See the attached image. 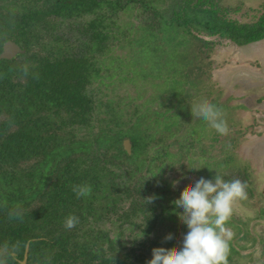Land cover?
Here are the masks:
<instances>
[{
  "label": "trees",
  "instance_id": "1",
  "mask_svg": "<svg viewBox=\"0 0 264 264\" xmlns=\"http://www.w3.org/2000/svg\"><path fill=\"white\" fill-rule=\"evenodd\" d=\"M18 1L22 5L16 7L20 14L0 8V36L9 33L16 37L23 31L22 39L28 45L22 56L24 65L18 67V59L0 61V71L9 73L17 68L25 73L23 68L27 64L33 65L36 60V65L27 67V88L7 79L6 87L12 86V91L9 94L6 90L5 97L0 98V244L7 243L10 251L17 253L16 258L8 257L9 264H21L19 260L23 259L28 241L31 243L26 264H147L135 252L134 245H145L160 221L177 217L173 197L166 206L159 204L161 212L157 211L158 193L153 192L157 183L155 170L161 167V161L174 155L187 157L192 166L193 161L205 159L211 165L208 160L213 146L202 142L208 138L215 140L219 135H209L205 127V132L196 129L197 120L191 113L194 105L203 102L213 103L223 111L221 92L211 95L208 78L201 71L204 63L200 49H195V42L205 46L211 42L199 38L194 31L246 46L264 39V11L254 20L240 21L229 16L238 7L225 6L223 0H171L164 11H160L159 5H166L167 0ZM137 2L151 14L152 20H160L159 24L142 26L144 34L137 42L157 53L152 66L158 70L155 78L162 76L164 82L151 99L159 107L136 104L123 126L116 127V134L101 135L93 143V138L82 135L84 129L95 128L102 134L106 121L121 120V116H101V108L104 112L111 109L112 114L122 110H118L121 105L113 99L102 103L93 94L92 80H103L102 67L94 56L105 53L110 40L119 39L116 34L122 31H113L119 25L118 12ZM96 8H100V13L87 20L85 15ZM52 14L56 19H50ZM61 17L73 21L64 24V19L57 20ZM60 26L75 28L83 39L69 44L62 39L63 32L49 38L47 28L56 33ZM42 29L45 33L40 32ZM157 29L164 31L162 40L170 46L166 54L161 50ZM6 38L0 37V49ZM34 41L43 48L39 56L36 52V59L30 52ZM172 60L174 64L169 67ZM109 65L105 67V87L113 88L116 80L133 83L148 75L141 60H120L112 69ZM167 74L173 81L178 76L181 84H185L186 78L194 93L179 84H170L164 77ZM136 92L144 98L143 92ZM183 92H188L189 97L181 95ZM223 119L228 127L231 120ZM123 134L131 139V154L122 147ZM179 138L183 141L179 142ZM111 142L114 152L107 146ZM237 145L231 140L225 156L217 157L213 162L217 170L235 164ZM94 146L96 149L91 148ZM116 166L124 168V173L117 174ZM132 178L134 183L129 184ZM77 184L90 185V194L78 198L72 191ZM126 200L130 202L129 209L119 214ZM16 208L21 210V218H10L9 212ZM70 214L77 216L79 222L66 229L63 222ZM108 215L130 224L126 230H140L146 240L140 242V234L136 233L127 243L121 236L124 230L112 236L101 228ZM168 236L174 238L171 243L165 241V249L171 251L175 231L168 229ZM161 244L158 238L146 246L151 249Z\"/></svg>",
  "mask_w": 264,
  "mask_h": 264
},
{
  "label": "rangeland",
  "instance_id": "2",
  "mask_svg": "<svg viewBox=\"0 0 264 264\" xmlns=\"http://www.w3.org/2000/svg\"><path fill=\"white\" fill-rule=\"evenodd\" d=\"M170 1L167 0L166 5L161 3L159 5L160 11H164ZM223 4L228 7L237 6L238 11L231 12L229 16L240 21L254 20L264 11V0H223ZM150 15L147 11H143L139 2L133 4L132 7L125 11H119L118 23L126 33L119 42L120 45H117L118 42L114 43L110 52L124 54L128 59H137L144 63L145 69L148 70V75L143 79H138L142 80L141 86L145 93L143 94L144 98L137 97L136 91H131L130 95L136 104L146 103L156 109L159 106L151 98L159 92V86L164 82L162 76L155 78L158 70L152 66L153 56L155 58L157 53L152 51L150 46L144 45L143 48L141 44L137 43L144 34L142 26L160 23V20H152L149 17ZM157 32L162 46L161 50H164V54H166V52H169L170 46L162 40L164 31L157 29ZM194 34L203 40L211 42L208 43V46L195 42V49L196 51L200 49L198 50L200 52L199 55L202 63H204L201 71L203 72L204 70V76L208 78V89L211 95L213 92L214 94L217 91L221 92L222 118L231 120V124H227L228 131L226 134H219L215 140H209L208 138L202 142L213 146L210 148L211 156L208 160V162L212 163L211 165L206 163V159L202 162L193 161L195 163L194 166L190 165L192 167L206 166L198 170H190L188 165L190 160L187 157L184 158L177 155L160 162L162 164L161 167L155 170V173L157 172L155 174L157 183L153 187V192L156 191L158 193V196H156L158 200L157 211L161 212L159 204L162 203L166 206L172 197L175 199L182 198L183 194L193 186L194 181L201 176L210 179L215 174H218L226 181L239 179L245 185L246 197L234 203L233 214L227 221L229 223L226 222L225 225L233 234L229 241L227 264H264V39L246 46H238L218 36H209L198 31H194ZM163 56L165 57V55ZM173 64L174 61L172 60L169 67ZM128 73L131 72L129 71ZM165 73L168 72L166 71ZM169 74L167 76L164 75V77H167L170 84H179L185 91L194 93L193 86L186 83V78L185 84H181L178 76V80L173 81V77ZM121 87L123 88L124 86L122 85ZM121 90L117 83L113 88L98 85L95 96L102 103L113 99L116 103L125 107L128 103L122 100L121 97L125 91ZM188 92H183L181 95L189 97ZM196 94L198 95L197 90ZM178 99L180 98L177 97ZM178 117H181L180 113H178ZM93 123H96L95 119H93ZM195 123L196 129L199 128L200 131H206L211 136L217 134L205 122L197 120ZM197 134L200 135L198 131ZM231 140L238 142L234 155L237 157L236 162L233 166L229 164L217 170L213 166V162L225 156V148L227 149ZM178 141L182 142L183 140L179 138ZM118 170L116 171L117 174L124 173V168H118ZM128 181L129 184L134 183L133 178ZM128 209L129 201H126L119 208V214L123 210ZM176 219L160 221L157 225V231L151 234L150 239H147V244H150L151 240L155 241L159 238L162 243L161 247L166 248L167 243L165 241L169 237V229L171 231L174 230L176 234L171 251L178 250L187 228L181 222L179 216ZM128 227L129 224H122L116 219V216L110 215L101 223V228L112 236L116 235V231L122 232L124 230V234L121 236L123 240L125 239L127 243H130V240H132L131 236L136 235V233L141 236V231L138 229L136 232L126 230ZM140 239L146 240V237L142 235ZM153 248L150 249L149 247L148 251L137 249V254H140L146 260H150Z\"/></svg>",
  "mask_w": 264,
  "mask_h": 264
},
{
  "label": "clouds",
  "instance_id": "3",
  "mask_svg": "<svg viewBox=\"0 0 264 264\" xmlns=\"http://www.w3.org/2000/svg\"><path fill=\"white\" fill-rule=\"evenodd\" d=\"M23 71L27 73V66ZM191 113L196 120L205 122L216 133H227L221 110L215 104L198 103L191 108ZM204 166L206 165L190 166V170H198ZM72 191L78 198L86 197L91 192V186L73 185ZM245 197V185L239 179L226 181L218 174L210 179L204 176L196 179L182 198L172 202L175 213L187 228L180 248L170 252L164 247H154L147 264H227L229 241L233 234L225 225L233 214L234 203ZM21 216L19 208L9 212L10 218L19 219ZM78 222V217L70 214L65 217L63 224L66 229H71ZM167 240L171 243L174 238L169 236ZM10 255L12 253L5 249L0 256V264H9Z\"/></svg>",
  "mask_w": 264,
  "mask_h": 264
},
{
  "label": "flooded vegetation",
  "instance_id": "4",
  "mask_svg": "<svg viewBox=\"0 0 264 264\" xmlns=\"http://www.w3.org/2000/svg\"><path fill=\"white\" fill-rule=\"evenodd\" d=\"M113 1H115V0H113ZM17 5L22 6L21 5V2H19L18 0H0V8H5L4 11H6V12L8 11V9H10V10H12V13L14 15L15 14H20V10L19 9H16ZM38 6L40 7V9L42 8V6H40V3H38ZM44 9L46 10L47 8L44 7ZM98 13H100V8H96L93 11L87 13L85 15V18L87 20L92 19ZM52 18L56 19V17H53V14L50 16V19H52ZM61 19H64V18L61 17V18H59L57 20H61ZM64 20H65L64 24L69 23L68 21H71V22L73 21L72 19H70V20L69 19H64ZM40 24L42 25V23L39 21V26H40ZM118 27L116 26L113 29V31L114 30H118V31L121 30L122 31V33H120V34L117 33L116 34V35L119 36V39H114V41H111L110 40L109 41V45H108L109 46V49L106 50L105 53H102L101 55H100V53H95V56L94 57L99 60L100 66L102 67L101 73L103 74V80L102 81H99V80L94 81V80H92V86L91 87L94 88L93 94H96V88L98 87V85L105 87L104 86V83H105V75H107L106 74L107 71H106L105 67L107 65H109L110 62L113 63V65H109V67L112 69L114 67V65H116L118 62H120V60H126V61L128 60V58L124 54H119V53L115 54L113 52H110L111 47L114 45V43H112V42H115V43L118 42L117 43V45H118L119 42L121 41L123 35H125V33H126L125 30L122 27H120L119 25H118ZM47 30L48 31L46 32V34H49V35L51 34L49 38H52L57 33H62L63 32L62 39L66 40L67 43H69V44L70 43H74V42H78L79 40H82L83 39L82 36L78 34V31L75 28H74V30H71L70 29V26L69 27L68 26H63V28H62V26H60L59 30L56 33L54 31L52 33L50 32L52 30L51 27L50 28H47ZM18 31H20V30H18ZM45 31H46L45 29H42L40 32L41 33H45ZM22 33H23V31H21V34L19 36L16 35V37L13 34H12L13 36H9V33H5L2 36H0L1 38L7 37L4 40V42H2L1 49H0V56H2L1 54L4 52V50H3L4 45L7 42H9V41L10 42L12 41L15 44H17V47L16 48H15V45L9 44L8 47L10 48V50L19 52L18 54H15L13 56V58H11V59L10 58H0V61L1 62L2 61H12V60H17L18 59L17 60L18 67L21 66V64H23L21 61L24 60L23 59L24 57H22V56L27 53V47H28V45H27L25 39H22L23 36H24V35H22ZM50 41H52V40L50 39ZM30 52H31V55L34 56L32 58L36 59V57H35L36 52H37L38 56L40 55L39 52H43L42 45H40L36 41L32 42L31 43V50H30ZM106 54H108V55H106ZM35 65H36V60L34 61V64L33 65L27 64V67H34ZM25 77H26V74L25 73H21L20 70L17 69V68H16V70H11L9 73H6V71L5 72L4 71H0V98L5 97L6 90L9 91V94L12 91V86L9 87V89H7V87H6L7 79H11L15 84L22 85L25 88H27L26 87ZM116 83L119 84V87L122 89L121 91H123V90L125 91V93L122 96L124 98H127V100L125 101V103H128V105L125 106V107L120 106V108L118 110H120V109H122V110L116 111L113 114L111 112V109L110 110H105V112H104V107L101 108V111H102L101 112V116H104L107 119H110V118L111 119H114V118H117L118 116H121V120H120V122H116V120H113V121H115L116 124L113 123L112 121L111 122L106 121V123H108V124L105 126V128H106L104 130L105 133H102V134H100L99 131H98V129H95V128H94V130H91L90 129L89 131H88V129H84L82 131L83 132L82 135H84L86 137H89V138H93V143H94V139L99 138L101 135H107V134L113 135V134H116V133H114V131H116V127H119L118 125H120V124H121V126H123L124 122L129 119V112H131L132 110H134L133 107H135V105H136L134 99L130 95L131 91L135 92V91H137V89H139V91H141V92H143V94H145L144 93V90H143V88L141 86L142 80H138L137 82H133V83H130V82H127V83L126 82H120V81H117L116 80L115 83H114V86H116ZM122 85L124 86L123 88L121 87ZM130 87H131V90H130ZM9 94H7V95H9ZM116 94H118V93H116ZM96 124H97V122L94 125H96ZM121 132H122V130H121ZM121 142H122L123 149L125 151H127L129 154H131L132 148H133L131 139L128 136H126V135L123 134V137L121 139ZM111 144H112V142L111 143H108L107 146H109V151L110 152H112V151L114 152L116 149L114 148V146H111ZM125 145H127L128 148H126ZM91 148L92 149H94V148L96 149V146L91 147ZM120 180H118V181H120ZM126 183H128V182H126ZM126 201H128V200H126ZM227 223H229V222H227ZM127 224L128 223H125V225H127ZM142 241L143 240H141L140 242H142ZM30 243H31V241H28L26 243V246H25V249H24V254H23V259L22 260H19L21 264H26L28 262V258H29L28 256H29V251H30ZM145 243L147 244L146 241H145ZM146 244L145 245H143L141 243L140 244H135L134 246L137 247L136 250H135V252L137 253V249H142V250H145V251L147 250L148 251L149 250V247L146 246ZM6 245H7V243H6ZM6 245H3V244L1 245L0 244V256H2L4 254L5 249H7L9 252H11L10 249ZM11 253H12V256L13 257H15V258L17 257V253L16 252H11ZM26 253H27V257L25 258ZM146 261L148 262V260H146Z\"/></svg>",
  "mask_w": 264,
  "mask_h": 264
},
{
  "label": "water",
  "instance_id": "5",
  "mask_svg": "<svg viewBox=\"0 0 264 264\" xmlns=\"http://www.w3.org/2000/svg\"><path fill=\"white\" fill-rule=\"evenodd\" d=\"M9 44H13V45H15V48L17 47V44H15L14 42H7L5 45H4V48H3V50H4V52L1 54L2 56H0V58H13V56L15 55V54H18L19 52H17V51H12V50H10V48L8 47V45ZM126 146V148H128L127 147V145H125ZM27 252V251H26ZM27 257V253H26V255H25V258ZM24 262V261H23Z\"/></svg>",
  "mask_w": 264,
  "mask_h": 264
}]
</instances>
